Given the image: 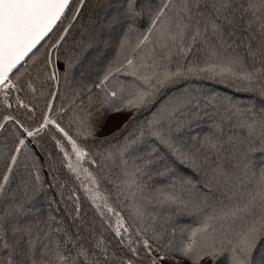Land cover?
I'll list each match as a JSON object with an SVG mask.
<instances>
[{
    "label": "snow or ice",
    "instance_id": "obj_1",
    "mask_svg": "<svg viewBox=\"0 0 264 264\" xmlns=\"http://www.w3.org/2000/svg\"><path fill=\"white\" fill-rule=\"evenodd\" d=\"M182 261L264 264V0H0V264Z\"/></svg>",
    "mask_w": 264,
    "mask_h": 264
},
{
    "label": "trees",
    "instance_id": "obj_2",
    "mask_svg": "<svg viewBox=\"0 0 264 264\" xmlns=\"http://www.w3.org/2000/svg\"><path fill=\"white\" fill-rule=\"evenodd\" d=\"M215 87L219 88L220 86L217 85ZM237 95H240V94H237ZM124 119H125V116L123 115H116V114L110 115L108 118V123L106 125L105 131L106 132L115 131L120 126V124L122 123ZM176 219L179 221L181 225L190 224L192 222L191 219L188 218L187 216H178L176 217ZM181 264H188V262L182 261Z\"/></svg>",
    "mask_w": 264,
    "mask_h": 264
}]
</instances>
